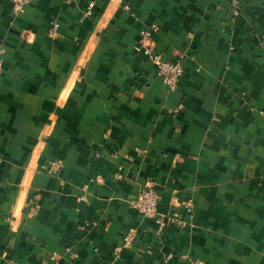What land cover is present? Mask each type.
Instances as JSON below:
<instances>
[{"label":"crops","instance_id":"obj_1","mask_svg":"<svg viewBox=\"0 0 264 264\" xmlns=\"http://www.w3.org/2000/svg\"><path fill=\"white\" fill-rule=\"evenodd\" d=\"M0 45V264H264V0H0Z\"/></svg>","mask_w":264,"mask_h":264},{"label":"built area","instance_id":"obj_2","mask_svg":"<svg viewBox=\"0 0 264 264\" xmlns=\"http://www.w3.org/2000/svg\"><path fill=\"white\" fill-rule=\"evenodd\" d=\"M34 0H12V13L14 15H19L24 11V8L32 3ZM239 2L240 0H234ZM92 4H89V8ZM150 30L155 32L157 27L152 25ZM56 31V24H52L49 30V36L53 37ZM149 32L145 31L143 36L146 37ZM4 53L2 46L0 45V70H1V58ZM142 53L146 56L149 62L155 67L156 76L161 79L163 84L167 87L168 91L175 92L178 87L180 80L183 75V68L179 62L165 61L162 57L155 53V51L150 46H145L142 48ZM58 103H63V97H59ZM54 167H59L60 162L53 163ZM159 197L150 183L144 186L132 202V207L145 218H155L157 215V203ZM160 226L163 227L164 223L160 222ZM132 237H127L125 239V245L131 243Z\"/></svg>","mask_w":264,"mask_h":264}]
</instances>
